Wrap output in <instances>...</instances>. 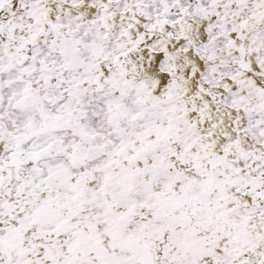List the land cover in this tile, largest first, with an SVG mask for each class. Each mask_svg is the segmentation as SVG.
Instances as JSON below:
<instances>
[{
    "label": "snow or ice",
    "instance_id": "obj_1",
    "mask_svg": "<svg viewBox=\"0 0 264 264\" xmlns=\"http://www.w3.org/2000/svg\"><path fill=\"white\" fill-rule=\"evenodd\" d=\"M0 264H264V0H0Z\"/></svg>",
    "mask_w": 264,
    "mask_h": 264
}]
</instances>
